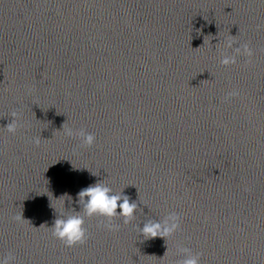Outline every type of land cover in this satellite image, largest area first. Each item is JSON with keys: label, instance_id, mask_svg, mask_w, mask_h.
Returning <instances> with one entry per match:
<instances>
[{"label": "clouds", "instance_id": "obj_1", "mask_svg": "<svg viewBox=\"0 0 264 264\" xmlns=\"http://www.w3.org/2000/svg\"><path fill=\"white\" fill-rule=\"evenodd\" d=\"M234 41L228 40L226 42L227 48H233ZM237 55H243L249 58L254 55L252 48L244 43L239 47L234 48L233 55L224 54L221 59V64L228 66L235 64ZM238 90H232L228 92L224 98L225 102L231 98L238 96ZM11 123L7 124L6 130L15 134L18 127V113L13 112ZM65 136L77 137L80 141L78 147H92L95 143L96 137L94 134L85 131L84 129L74 130L71 127L62 126ZM36 146L40 145V138L36 137L32 141ZM81 206V211L76 214H69L66 216H58L53 222L51 227L52 236L60 240L66 247H73L77 244H83L88 239L87 229L84 227L85 217H92L99 215L105 217L108 223L103 227L109 231H118L119 225L113 224L111 221L114 217H122L125 224L130 223L134 219V214L137 209V203L130 201L129 197L122 193H114L113 190L101 183L89 185L82 188L77 193V201ZM119 208V212L117 209ZM82 213V214H81ZM17 221L25 220L22 215L14 217ZM139 234L145 240H150L156 237H170L180 228V216L175 213H169L163 220H149L143 224V227H139ZM179 252L184 255L179 264H200V254H193L188 248H179ZM15 255L9 252L7 255L0 257V264H15Z\"/></svg>", "mask_w": 264, "mask_h": 264}]
</instances>
